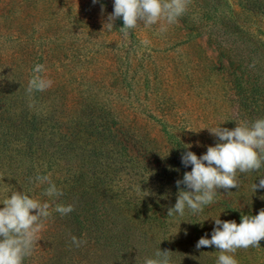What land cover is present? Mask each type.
<instances>
[{"label":"rangeland","instance_id":"374dc122","mask_svg":"<svg viewBox=\"0 0 264 264\" xmlns=\"http://www.w3.org/2000/svg\"><path fill=\"white\" fill-rule=\"evenodd\" d=\"M63 8L72 11L70 3ZM83 10L92 15L90 25L66 15H27L0 0V202L21 191L53 209L74 208L63 216L52 211L23 264H143L159 249L171 251L172 264H216L218 249L196 243L211 238L213 219L240 223L241 214L264 208V189L252 191L264 168L238 173L240 187L219 189L198 214L167 216L185 188L176 181L192 167L182 154L201 156L214 146L207 129L250 121L227 103L233 92L221 72L226 58L188 26L224 30L215 13H235L244 29L262 34L264 0H191L177 23L140 24L135 36L116 31V20L109 29L108 6ZM37 64L53 83L29 93ZM161 124L182 136L184 152ZM37 176H50L63 195L45 196L48 185ZM72 236L86 243L77 247ZM234 257L264 264V239Z\"/></svg>","mask_w":264,"mask_h":264},{"label":"clouds","instance_id":"9594fccd","mask_svg":"<svg viewBox=\"0 0 264 264\" xmlns=\"http://www.w3.org/2000/svg\"><path fill=\"white\" fill-rule=\"evenodd\" d=\"M190 3L191 0H114V11L107 18V26L112 29L114 21L122 18L123 27L120 29L127 34L140 24L151 26L161 20L168 25L175 24L187 12ZM161 30L165 28L162 26ZM44 71L43 65L35 66L28 84L29 93L45 91L52 86L50 79L39 75ZM207 130L217 138V142L214 146H207L206 153L201 156L192 151L182 154L184 166L192 167L191 171L184 173L182 180L176 181L178 188L181 184L185 188L178 191L175 205L168 208V217L177 214L182 217L186 210L192 214L202 212L205 206L215 202L219 189L228 192L240 187L238 173L264 168V118L236 122L232 129L220 125ZM191 147V144L184 145L185 149ZM36 179L48 185L45 196L58 199L63 195L50 176H37ZM258 188L264 189V176L259 179V184L252 185L254 193ZM0 204L3 205L0 207V264H23L52 211L63 216L74 210L71 204H56L53 209L48 201L41 202L21 191H12ZM213 220L215 227L211 238H207V234L202 236L196 248L215 246L219 253L216 264H238L234 257L238 249L259 248L260 241L264 239V208L256 215L241 214L240 223L236 220L222 221L219 217ZM71 240L77 247L86 243L75 236ZM143 264H172L171 251L159 249L154 257L145 258Z\"/></svg>","mask_w":264,"mask_h":264},{"label":"trees","instance_id":"16d2710c","mask_svg":"<svg viewBox=\"0 0 264 264\" xmlns=\"http://www.w3.org/2000/svg\"><path fill=\"white\" fill-rule=\"evenodd\" d=\"M4 7L16 6L23 9V13L28 15L29 11L37 12L36 14H44L48 18L54 20L62 15L65 16V20L71 23H85L90 25L92 22V15L86 12H79L86 7H96L99 5H105L110 8V14L114 11V0L113 5L108 3L106 0H97L98 4L93 3V0H2ZM72 6V11L68 12L63 8L68 5ZM39 4L42 8L39 7ZM94 4L96 6H94ZM36 5V6H35ZM30 6V7H28ZM38 8V10H37ZM84 11V10H83ZM88 16V17H87ZM217 22H220L225 29L220 27L200 28L193 29L188 26V30L196 31L199 36L207 35L212 40L218 49H220L222 56L226 58L228 67L221 70L224 77H226V83L229 85V90L233 92V98L227 100V103L237 105L238 112L248 114V119L254 121L257 118H264V31L262 34L253 33L249 29H244L243 26L235 13L232 17L222 16L221 14L215 13ZM226 20L229 24L223 22ZM187 22L186 18L183 20ZM115 22V21H114ZM116 31H121L123 27L122 18L116 19ZM227 24V25H226ZM115 27V23L113 24ZM142 31V28H138ZM209 29V30H203ZM130 34L135 36L132 30H129ZM122 35L124 32L121 31ZM225 35L227 37H225ZM221 39V40H219ZM231 39V44L229 40ZM21 85V84H19ZM23 89V88H22ZM33 114V113H32ZM32 119H36V115L33 114ZM163 121H166L164 117ZM249 121V122H250ZM163 127V133L171 141L177 143L180 150H182V136L176 135L174 132H170L165 127V124H161ZM183 151V150H182ZM184 152V151H183Z\"/></svg>","mask_w":264,"mask_h":264}]
</instances>
